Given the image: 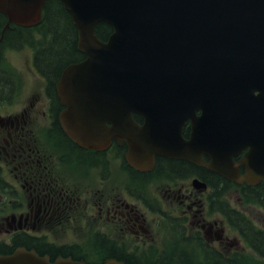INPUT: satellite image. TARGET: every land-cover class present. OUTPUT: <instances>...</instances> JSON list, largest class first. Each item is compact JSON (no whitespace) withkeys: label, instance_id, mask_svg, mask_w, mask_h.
<instances>
[{"label":"flooded vegetation","instance_id":"1","mask_svg":"<svg viewBox=\"0 0 264 264\" xmlns=\"http://www.w3.org/2000/svg\"><path fill=\"white\" fill-rule=\"evenodd\" d=\"M10 30L9 42L18 46L26 31ZM41 36L43 48H29V64L0 65V255L25 248L51 262L264 264V179L237 183L208 167L228 148L221 122L179 116L162 128L194 141L191 151L204 164L156 155L152 169L139 170L129 164L128 141L120 136L100 149L83 147L63 127L68 107L58 91L65 68L76 60L50 70L42 59L47 34ZM25 47L15 51L27 56ZM251 77L244 98L232 106L237 125L239 117H249L251 90L264 85ZM214 108L221 115L222 105ZM202 114L197 110L195 117ZM133 119L146 123L140 113ZM118 125L117 119L106 122L107 128ZM244 125L235 130L249 134ZM249 149L232 157L240 176L248 172Z\"/></svg>","mask_w":264,"mask_h":264},{"label":"water","instance_id":"2","mask_svg":"<svg viewBox=\"0 0 264 264\" xmlns=\"http://www.w3.org/2000/svg\"><path fill=\"white\" fill-rule=\"evenodd\" d=\"M61 1L78 28L79 49L88 57L68 67L60 84L62 99L81 116L102 113L105 104L117 99L124 107L125 121H130L132 113L145 114L151 120L154 106L167 104V99L176 106L190 104L193 112L206 101L222 98L226 103L221 109L227 110L235 97L241 101L245 96L234 93L241 85L234 87L227 74L236 71V65L264 66V0ZM45 2L0 0V12L11 22L31 26L41 21ZM103 22L114 28L106 43L95 34L96 26ZM259 71L264 72L255 67L250 73ZM215 73L225 76L219 82L208 75ZM254 88L260 93L253 94L254 89L249 93L250 119L240 122L250 134L246 145L251 147L249 181L264 176V85ZM64 120L67 131L84 145L96 147L103 143L101 125L96 124L90 134H84L76 130L71 119ZM128 132V138H142V142L130 141L129 160L137 168L151 164L154 154L170 151L169 140L155 139L160 136L151 134L149 127ZM238 132L240 135L234 137L229 134L232 140L226 139L228 148L245 146L247 133ZM232 154L234 151H228L221 164L213 163L211 169L236 180L231 171ZM0 264L51 263L20 249L12 256H0ZM54 264L83 263L59 260ZM106 264L122 263L111 260Z\"/></svg>","mask_w":264,"mask_h":264},{"label":"trees","instance_id":"3","mask_svg":"<svg viewBox=\"0 0 264 264\" xmlns=\"http://www.w3.org/2000/svg\"><path fill=\"white\" fill-rule=\"evenodd\" d=\"M0 17H3V15L0 14ZM3 21H1V23H3ZM44 26L47 27L49 33V40L45 46V55L42 57L44 65H47L50 70H53L56 65H64L80 57L76 49V37L73 35V30L69 22V14L63 9L59 0H48ZM111 33L112 27L107 24L102 23L97 27V35L102 40L107 39ZM9 34L10 33L7 31L4 42H7ZM163 264L171 263L166 261L163 262ZM175 264L193 263L180 259ZM209 264L213 263L209 262Z\"/></svg>","mask_w":264,"mask_h":264},{"label":"rangeland","instance_id":"4","mask_svg":"<svg viewBox=\"0 0 264 264\" xmlns=\"http://www.w3.org/2000/svg\"><path fill=\"white\" fill-rule=\"evenodd\" d=\"M29 55H30V52H29V50H27V56L25 55V57L23 58V57H20V53L19 52H12V51H10V52H8V54H7V60L10 62V63H15V64H18V63H28L27 62V59H28V57H29ZM164 248L165 247H161L160 249L161 250H164ZM191 248H196L197 249V253L195 254L196 256H198V254H199V249H198V247H194V246H192ZM161 264H163V262L161 263ZM252 264H257V263H252Z\"/></svg>","mask_w":264,"mask_h":264}]
</instances>
